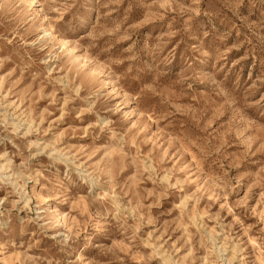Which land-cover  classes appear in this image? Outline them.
I'll list each match as a JSON object with an SVG mask.
<instances>
[{
	"label": "rangeland",
	"instance_id": "374dc122",
	"mask_svg": "<svg viewBox=\"0 0 264 264\" xmlns=\"http://www.w3.org/2000/svg\"><path fill=\"white\" fill-rule=\"evenodd\" d=\"M0 264H264V0H0Z\"/></svg>",
	"mask_w": 264,
	"mask_h": 264
}]
</instances>
